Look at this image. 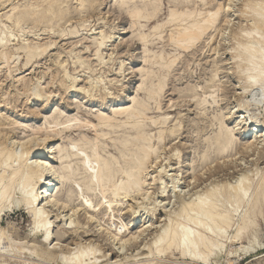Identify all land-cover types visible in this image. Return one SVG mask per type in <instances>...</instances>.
Instances as JSON below:
<instances>
[{
    "label": "bare ground",
    "instance_id": "bare-ground-1",
    "mask_svg": "<svg viewBox=\"0 0 264 264\" xmlns=\"http://www.w3.org/2000/svg\"><path fill=\"white\" fill-rule=\"evenodd\" d=\"M27 1L26 3L21 1L24 3L21 5H14L9 4L11 0H0V8H3L1 9L2 12L4 6L11 7L8 12L0 13V65H4L3 68L8 71V73L6 71V78L12 77L10 66L15 63L13 60L15 61L16 56L23 54L22 67L25 70L31 68L36 59L42 55L44 56L47 51L54 47L52 38L56 34L55 28H60L63 24L66 25L71 21L72 9L70 7L73 6L69 5V0ZM70 1L73 2V0ZM74 1L75 11L79 16L93 11V7L96 6L94 5L95 1L92 0ZM162 1L145 0L137 4L133 0H114V4H112L117 12L128 20L129 29L131 30L128 42H134L142 46V67L137 69L141 81L137 91L144 94L143 99L133 98L132 96L129 106L113 109V112L111 111L112 115H107L104 111V114L102 112L97 114L96 112L97 115L94 114L96 123L87 120L81 121L78 116H76L78 119L71 117V119L67 118L65 120L64 118L68 116L62 118L63 112L55 113V111L50 119L44 120V129L39 127L32 129L29 134L23 135L21 138L10 136L8 133L11 132L5 131L4 128L19 123L8 122L7 118L4 119L3 116H0V223L2 217L7 213L13 210L23 211L30 218L31 228L27 238H30L32 242L30 246L19 249L18 242L16 244L11 241L13 239L10 238L9 229L0 226V255L5 252L4 245L10 244L8 251H6L15 259L21 260L20 264H50L51 262L54 264H101L103 262H110V264H187L185 261H188L189 264H232L231 259L233 256L239 258L240 256L254 254L255 251L264 247L259 236V225L256 222V217L262 216L264 218V170L257 167L253 170L254 175L252 176L250 175L253 172L252 170H245L244 167V169L237 171L236 167L238 165H235L234 170L238 172L235 178L229 176L219 182L217 181V183L212 182L213 184L208 188L203 187V191L195 192L188 199L181 197L183 192L182 190H180L181 193L178 192V188H182V184L184 186L189 168L184 172L173 169L174 173L170 177L168 176L167 180L172 189L170 192L172 206H170L174 207L177 204L179 208L175 207L176 212L172 210V213L175 212L174 214L166 211L167 209L162 210L166 211L164 214L161 213L162 217H160L164 225H162V228L158 225L161 230H156L153 239H151L152 241L150 240L151 242L142 247L146 250V253H144L146 255L141 253L142 256L140 257L145 256L143 260L140 259L141 261L135 259L137 258L136 255L131 256L130 254L131 258L126 257L124 250L129 246L136 245L139 237L150 228L145 224L146 227L143 225L140 228L141 230L138 229L134 233H129L128 229L123 232L126 226L121 224L116 226L113 222L109 226L99 219V215L107 216L108 220L114 218L115 213L121 215V211L124 209L115 207L118 206L115 205L117 201L120 202L122 199L124 203H127L129 201L126 200L127 198L138 201L140 197L148 195L149 187L155 183L161 185L160 196L164 195L169 186L162 183L163 177L161 176L165 171L160 170L159 167V171L153 170L154 176L152 174L151 177L150 174L152 167H154L153 164L159 159L158 146L164 145L166 139L174 138L178 129L175 128L169 131L160 129L157 130L158 132L155 130L157 136H155L156 134L154 136L148 134L150 128L157 129L156 127L167 123L166 116L153 119L149 116L150 111L153 109L152 106L156 111L161 110L160 102L162 100L161 96H163L162 93L164 94L163 90H165V81L173 74L177 65L181 62L182 56L191 58L195 56V53L198 52L205 41L212 40V34L217 33L223 41L228 39L227 50H223L224 53H221L222 56L226 54L229 57L225 60L226 64H224L227 67L226 72L238 76L241 91L253 93L254 102L241 103L237 105L235 111V108L232 110L227 109L225 116H218V125L215 122L218 126L215 125L216 129H218L214 135L212 133L211 138L204 140L205 146L198 153L201 162L199 168L202 170L201 172L209 169V173L206 171L210 174L209 177L214 176V173L218 170L221 172L224 170L225 172L229 171L225 166L228 158L229 160L232 159L231 157L237 148L236 135L249 136L247 141L240 146L245 153L251 151L252 154H256V157L264 153V119L258 121L259 119L256 118L247 120L242 116L236 117L233 121V127L230 128L224 126L223 120L233 119L236 113L240 115L239 111L246 104L248 106L261 104L264 110V0H245L239 5L238 9H236L238 0H228L225 5L216 0H166V4ZM164 5L165 8L162 10ZM236 13H238L236 19L239 23L234 25L231 18ZM27 25L32 30H38L39 28L38 31L34 32L30 30L33 32V39L30 43H26L29 39H24L25 31H27L25 29H28ZM24 26L27 28H24ZM67 30L65 32L68 33L67 35L65 33V36H70L68 39H77L78 44L80 42L79 37L82 35L78 34L79 32L75 27ZM228 30L231 36L228 33L227 36L229 37H224L225 32ZM39 32L42 33L39 34ZM56 32L58 33V31ZM99 33L98 37H91L90 35L86 38L89 40V46L91 47H85L84 50L88 51L91 48L90 52L92 54L90 56L93 57V62L95 61L98 65H101L100 52L106 47L112 36L107 35V32L103 33L102 30ZM43 36H46L45 40L48 41L41 43L38 40ZM156 46H160L159 51H154L155 48H158ZM220 50L215 48L212 51L214 55H219ZM74 51L72 49L70 54L74 55ZM73 58L75 62L73 63V60H71L72 66L79 68L85 63V65L87 64L84 65L86 70H90L89 65H91L90 61L92 60L86 61V63L77 53ZM55 64L58 71L61 70L62 77L58 81L61 89L70 90V93L75 94L83 93L85 98L93 100L94 95L92 93L96 94L95 91L97 92L100 86H98L100 84L98 81L86 82L85 88L80 87L78 89L75 86L76 78H72L66 73L65 66L60 62ZM218 65L216 64L215 68L210 71V77L203 89L213 88L216 81H220L218 73L222 68L220 67L222 64L219 66L220 68L217 67ZM119 67V71L124 68L122 64ZM23 88L27 92L32 91L33 100H44L45 94L39 89V84H36L35 89H33L27 82H23ZM189 92L191 95L195 93L194 89ZM213 94L215 96V93ZM26 95L28 96V94ZM195 95L194 97H196ZM212 95H209V97L212 99V104H214L215 98ZM19 96L17 97L19 98ZM17 97L15 99H18ZM100 97L99 99H102L105 96ZM102 100L97 99L99 102ZM195 101L197 107H203L207 104L206 97ZM45 102L49 104L48 98L45 99ZM92 113L91 115H93ZM218 114L221 115V113ZM117 119H121V121ZM116 120L118 123H114ZM76 126L80 129L86 127L91 129L95 134V138L90 140L82 134L79 139L77 138L78 140L75 139L77 141L72 138L73 140L70 141L68 146H57L55 152L51 147L55 140L63 139L62 133H67ZM258 129H261V131L257 132ZM155 131L153 132L155 133ZM123 135L125 136L123 137ZM153 139L156 143L153 142ZM102 140L111 143L112 147L110 149H116L119 157L110 155L109 158H106L105 156L109 154H104L106 146H104L105 143ZM173 153L170 159L174 157L177 164H180L178 161L180 158L179 151L174 149ZM225 159H227L226 162ZM215 160L222 161L221 167L223 166V169L220 168L219 161L217 163L219 165L213 166L214 168L211 169V165ZM53 163L58 164V166L55 167L52 165ZM208 166L211 167L206 169ZM192 171L195 172V169H192ZM228 173L229 175L232 174ZM149 176L151 178L147 180ZM201 176L203 175L201 174L199 177L201 178ZM233 179L235 180L232 181ZM147 181L151 182L148 183ZM191 181H193V185L199 181V178L193 176L192 180L187 182L188 185ZM59 184L61 188L57 191ZM184 194L188 195L186 192ZM87 202L90 206L87 205ZM129 207L130 204L128 207L126 206L128 212L131 211ZM65 209L70 211L69 218H75L74 220H77V223L75 222L76 226L73 221L66 223L65 227H67L63 228L61 233L64 234L70 230L72 234L79 238V235H86L92 231L93 233L91 235L87 234V237L93 235L98 240L97 245L92 244L91 241L89 242L92 239H89L88 243H80L78 241L82 239L79 238L77 240L78 244L76 242V246L73 244L75 246L73 251L60 252L54 255L56 250L59 249L60 243H53L54 223L51 220H59V211ZM155 209L156 207H152L151 211L154 212ZM78 220L79 222L81 220L87 226L89 232L84 230L85 226L78 224ZM61 233L59 231L56 236L59 241L64 237ZM243 240L246 241V245H242ZM233 244H238L239 247L232 248ZM117 245V251L114 252L113 247ZM22 246H24V243ZM62 247L65 250L66 246L61 245L60 248ZM101 247H105L103 253H101ZM67 250L69 249L67 248ZM109 252H112V256L115 254V257L108 260V255L105 254ZM99 253H101L100 257H98ZM3 255L0 257L1 260H3ZM175 256L183 261L178 262L177 259H174ZM13 257L10 259L13 260ZM99 258L105 260L102 262ZM10 259L9 261H11ZM31 259L35 260L32 261ZM22 260L26 261L23 263ZM9 261L4 264H10Z\"/></svg>",
    "mask_w": 264,
    "mask_h": 264
},
{
    "label": "rangeland",
    "instance_id": "rangeland-1",
    "mask_svg": "<svg viewBox=\"0 0 264 264\" xmlns=\"http://www.w3.org/2000/svg\"><path fill=\"white\" fill-rule=\"evenodd\" d=\"M21 1L24 3L28 2L27 0H11V2L9 4H14V5L24 4ZM92 1H95L94 5H96L95 7H93V11H91L89 13H83L82 15H80L82 18H79L80 16L77 15V13L75 11V9H76L75 8L76 5H74L75 1L73 0V2H74L73 3L72 1L69 0V5L73 6V7H70L72 9V11H71L72 14L70 17L71 21L69 23H67L66 25L63 24V26L60 28H57V27L55 28V33L57 34L58 37L57 36L55 37V35H56L55 34L53 37L54 39L52 38V42H54V47H52L50 51H47L44 54V56L42 55L41 57L36 59V62L33 64L34 66L32 65L31 68L25 70L22 67V64L24 62V57H23V54H20L19 56L15 57V61L13 60V62H15V63L10 66V69H11L10 73H11L12 77L6 78L5 76L8 73V71L6 68H3V67H5L4 65H0V68H1L0 69V116L1 117L3 116L4 119L7 118L8 122L10 121L11 123L12 122L19 123V124H14L12 126L4 127L5 131L7 130V132H11V133H8V134H10V136L12 135L15 138H18V137L21 138V137H23V135L29 134L30 131H32V129H36L38 127L44 129V127H45L44 120L47 118L50 119V116H52L55 111H56L55 113L63 112L62 118L65 116H68V117L64 118L65 120L67 118L71 119V117L78 119V117H79V119L81 121L87 120L90 122L94 121V123H96L95 119H94L95 118L94 114H96V112H97V114H100L101 112H102V114H104L103 113V111H104L105 114L112 115L111 111L113 109L116 110V109H118V107L120 108V107L129 106V102H130V99L132 98V96H133V98L138 97V99L144 98V94L140 91H137L138 90L137 87L139 86L140 81H141L139 74H137V69L142 67V64H141V59H142L141 57L143 55L142 46L138 45L137 43H134V42H132V43L128 42L129 38H130V33H131V30L129 29V23L127 22L128 20L126 18H124L123 15H120L119 12H117L116 8L113 7L112 4H114V0H113V2H112V0H92ZM133 1L137 2V4H139L141 2H144L145 0H133ZM216 1L222 5H225V3L227 4L228 0H216ZM244 1L245 0H240V2H239V0H238V3L236 2V9H238L239 5H241V3ZM162 2H164V4H166L165 3L166 0H163ZM10 8L11 7L4 6L3 12H8L10 10ZM163 8H165V5L162 6V10H163ZM1 9H3V8H0V13H3ZM237 14L238 13L234 14L235 16H233L231 18L232 23L234 25H236V23L237 24L239 23V21L236 19ZM109 26H110V28H109ZM27 27H28V29H25V30H27V31L32 30V29H29V28H31L29 25H27ZM27 27L24 26V28H27ZM73 27L76 28V30L79 32L78 33L79 35H82L81 37H79L80 42L78 44H77V39H68L70 36H65V33H66V35L68 33L65 31L67 29H70ZM38 30H39V28H38ZM38 30L33 29L32 31L34 32V31H38ZM101 30L103 33L107 32L106 34L109 36L111 35L112 38L109 41V43H107L106 47L104 49H102V51L100 52L101 53L100 58L102 60V64L98 65L95 61L93 62V60H92L93 57L90 56L92 54V52H90V50H92V49L90 48V50L85 51L84 48L85 47H91V46H89L90 45L89 40H87L86 38L90 35H91V37H98L100 35L99 32H101ZM27 31H25L26 32L25 34H27V35L24 34V39L25 40L29 39V40H27L26 43H30L31 39H33V32L32 31L27 32ZM56 31H58V33H60V34L58 35V33ZM104 31H106V32H104ZM228 31H226L227 33L225 32L224 37H229V36H227V34L229 33L228 35H230L231 33H230V31L229 32ZM62 32H64V33H62ZM41 33L42 32H39V34H41ZM18 35H21V34H18ZM62 35H64V36H62ZM43 37H45V38H43ZM43 37H40L41 39L39 38L38 41H40L41 43L48 41V40H45L46 36H43ZM84 37H85V39H83ZM66 39H68V40H66ZM221 39H222V37L220 35H217V33L212 34V40L208 39L207 41H205L204 44L201 45V48L198 50V52L195 53L196 54L195 56H192V58L189 56L188 57L186 56L187 58L183 57L184 55L182 56V59L180 60L181 62H179V64L177 65V68L175 69L173 74L167 79L168 81L167 80L165 81V88H164L165 90H163L164 94L162 93L163 96H161L162 100L160 102L161 103V105H160L161 110L156 111L154 109V107L152 106L153 109L150 111V115H149L153 119H157L158 117L166 116L168 124L166 123L165 125L158 126V127H156L157 129L150 128V131L147 132L148 134L154 136L160 129H165L166 131H169L171 129L177 128L179 130V131L177 130V133L174 136V138L172 137V139H171V137H170L168 140L167 139L165 140L164 145L162 144V145H160V147L158 146L159 159L156 161L155 164H153L154 167H152V171L150 170L151 171L150 176L152 174L154 176V171L158 170L160 167V170L165 171V172H163V174L161 176V177H163L162 183L166 184V186H168L169 185L167 182L168 176L170 177V175H172L174 173L172 171L173 169H176L175 171H178V169H179V170H182L184 172V171H186L187 168H189V171L186 174V182H185L184 186L182 184V186H181L182 188H178L179 190L176 189V190H178V192L180 190H182L183 195H181V194L180 195H181V197L183 196L185 199H188L189 196H192V194H194L195 192L197 193L199 191H203L202 189H204V188H208L211 184H213L212 182L217 183V181L219 182L223 178L226 179V177H229V176H230V178H233V176L235 178V176L238 175V174H236V173H238L237 171L239 169H242V168L244 169V167H245V170L247 169L248 171H249V169L253 171L256 167L260 170H264V153L261 154L260 156H257V157H256V154H252L251 151L245 153L240 146H242V144H244L247 141L249 136H247V135L244 136L242 134L236 135L237 148L234 151L235 153H233L234 155L231 157L232 159H230L231 162H229L230 161L229 158H228V160L227 159L224 160L225 162H226V160L228 161V162H226L227 165L225 167H227V169L229 171L225 172V170H224L223 171L225 173L224 174L223 172L218 170L215 172L216 175L214 173V176L209 177V175H210V174H208L209 169H207V168L212 166L211 167V169H212L216 165H219V164H220L219 165L220 168H222L223 166L221 167V165H222L221 160H215V162H213V164L211 166L206 167L207 170L203 169V170H206L208 172V173H206V171H203L206 174L201 172L202 170H200V168H199V167H201V162L199 161V156H198L199 154L198 153L201 152V150H203V148L205 146L204 140L207 138H211L214 135L215 131L218 129V128L216 129V126L218 125V120H217L218 116H220V117L225 116L227 109L232 110L235 108L234 109V111H235L238 107L237 105H240L241 103L254 102L253 93L250 94L249 92H242L241 91L240 84L238 83L239 82L238 76L235 74H233V75L228 74L226 72L227 67L224 66V64H226L225 60L228 59L229 57H227L226 54L222 56L221 53H224L223 50L224 51L227 50L226 48L228 46L226 47V44H228V42H227L228 39L226 38L227 40H224V41ZM20 41H21V38H20ZM156 47H158V48H155L154 51L155 50L159 51L160 46H156ZM215 48L217 50L221 49L219 51V55H217V54L214 55L212 50ZM70 49L71 50L74 49L75 50L74 53L75 54L77 53V55L80 56V58L82 60H84V62H86V61L89 62L90 60H92V61H90L91 65H89L90 70H86L85 66L87 64L85 65V63H84L85 66L83 65L82 67H79V68H76V66H72V64L75 62V60L73 58V56L75 54L72 52V54H74V55H71ZM68 51H69V53L67 54ZM80 54L81 55L83 54V55L81 56ZM219 56H221V57L218 58ZM17 57H18V59H17ZM71 60H73V63ZM57 62H60L61 64H63L65 66L66 73H68L69 76H71L72 78H76L77 82L75 83V86L78 89L80 87L85 88L84 85L86 82L92 83V82L98 81V83H100V84H98V86L99 85L100 86H99L97 92L95 91L96 94H94V92L92 93L94 95L93 96L94 98L92 97L93 100L91 98L90 99L85 98V95L83 93H76V94L70 93L71 92L70 90L65 91L59 87L58 81H60L62 76H61V70L58 71V68L56 67L57 65L55 63H57ZM121 64L124 68H123V70L119 71V68H120L119 66H121ZM216 64L217 65L219 64L217 67H219L221 64L224 66L223 67L221 65L220 67H222V68L219 67L220 71L218 73V78L220 79V81H216L215 86L213 88L203 89V88H205V85H206V83L210 77V74H211L210 71L215 68ZM77 67H78V65H77ZM23 69L25 70V72H23L24 71ZM54 69H56V70H54ZM6 71H7V73H6ZM22 80H23V82H27V84L31 85V87H33V89H35L36 84H39V87H40L39 89H41L45 94V96L43 98L44 100H42V101L41 100L40 101L33 100V97L31 96L32 91L31 92L25 91V89L23 88ZM37 80H39V81H37ZM216 84L218 85V88H219L218 90H217ZM20 88H22V89H20ZM192 89H194V91H195V93L193 95H191L189 92ZM214 89L217 91H215ZM22 92H25L26 94H28V96L25 93L23 94ZM63 93H66V94H63ZM102 93H103V95H102ZM213 93H215L216 97L214 96ZM18 94L21 96H19ZM194 95L196 97H194ZM209 95H212L213 98H215L214 104H212V99L209 97ZM17 96H19V98ZM16 97L18 99H15ZM99 97L100 98L104 97V98H102L103 99L102 100V99H99ZM203 97L207 98V104L204 105L203 107L202 106L197 107L195 105V103H196L195 100H198V99L203 98ZM4 98H6V99L4 100ZM25 98H27V99H25ZM47 98H48L49 104H46V102H45V99H47ZM97 99L102 100L105 103H103L102 101L99 102V101H97ZM94 101H97V102H94ZM2 102H4V103H2ZM5 103H6V105H4ZM7 105H8V108H7ZM75 105L79 108V110ZM78 105H80V106H78ZM153 110H154V112H153ZM82 111H84V112H82ZM85 112H87V113H85ZM92 112H95V113H92ZM239 112H240V115H239V113H236V116H234L233 119H231V120L223 119L224 120V126L227 128L233 127V125H234L233 121L235 120L234 118L241 117V116L245 117V119L247 118V120L249 118H256V119H259L258 121H262L264 119V110H263L261 104L257 105V106H255V105L254 106L253 105L248 106L246 104L241 108V110ZM91 113L93 115H91ZM218 113H221V115ZM87 114H90V115H87ZM216 114H217V116H216ZM213 115L216 119L213 117ZM76 116H78V117H76ZM117 120L121 121V119H117ZM117 120L114 123H118ZM61 121H64V120H61ZM215 122L217 123V125ZM170 127H172V128H170ZM73 128L70 129L67 133L66 132L62 133L63 139L59 138L57 141L55 140V142L51 145V147L53 148V150H55V152H56L55 148L57 146L58 147L64 146V145L68 146L71 140H73V139L75 140L77 138L79 139L80 138L79 136H82V134H84L86 136V138L90 139V140H93L95 138L94 132L91 129H88L87 127L80 129V128H77V126H76L74 129ZM155 130L156 131L158 130V131L156 132ZM153 131H155V133ZM260 131H261V129L257 130V132H260ZM125 132H127V131H125ZM125 132H122V133H125ZM77 133H80V134L76 135ZM212 133H213V135H212ZM125 135H127V134H125ZM125 135H123V137ZM155 136H157V134ZM68 137H70V138H68ZM67 138H68V140H67ZM77 140H75V141H77ZM153 140H154L153 142L156 143L155 139H153ZM102 141L105 143L104 146H106V148H104V154L105 155L109 154V155L105 156L106 158H109L110 155H112L114 157H119L116 149L115 150H114V148L110 149L112 147L111 143H109L107 140H102ZM66 142H68V143H66ZM198 147L200 149H196ZM174 149L178 150L180 153V155H179L180 158L178 160L180 162V164H177L176 158L173 157L170 159V156L174 154L173 153ZM166 160H167V162H165ZM217 163H219V164H217ZM228 163H230V164H228ZM239 163H242V164L239 165ZM52 165H54L55 167L58 166V164H55V163H53ZM235 165L236 166L238 165V166L236 167ZM230 166H231V168H230ZM179 167H182V168H179ZM234 167H236L237 171L234 170ZM196 168H198V169H196ZM192 169H195L196 173L194 171H192ZM197 170H199V171H197ZM228 172H230V174L231 173L232 174L229 175ZM201 174L204 177L201 176V178H200L199 176ZM226 175H228V176H226ZM250 175L253 176L254 171L252 173H250ZM150 176L147 177V180L152 177V176L151 177ZM193 176L196 178L198 177L199 181H197L193 185H192L193 181H191V183L188 185L187 182L192 180ZM255 179H256V177H255ZM234 180L235 179H233L232 181H234ZM147 182L150 183L151 181H147ZM60 188H61V186L59 184L57 186V191ZM149 188H150V190L147 193L148 195H145L144 197H140L144 200L139 198L138 201L137 200L132 201L131 199L127 198L126 200H129L128 202L126 201L127 203H124V200H122V199H121L122 201L120 200V202L117 201L115 205H118V206H115V207L118 209H124L123 211H121L122 212L121 215H119V214L116 215V213H115V217L111 218L109 220H108L107 216L99 215L100 221L103 222L104 224L111 226V223L113 222L114 225H116V226H118L119 224L126 226V228H125V230H123V232L126 231V229H128L129 233L130 232L134 233L138 229H140L141 226H143V225H144V227L148 226L150 228V229H147L148 231L145 232V234H143L141 237H139L136 245L129 246V247L125 248V250H124V253H126V257H130V254H131V256L136 255L137 258H135V259H139L138 261H141L140 259L143 260L145 257V256L140 257V256H142L141 253L143 255H146V254H144V253H146V250L144 248L142 249V247H145V245H147L149 242H151L152 241L151 239H153V236H154V233L156 232V230L157 231L161 230L162 225H164L163 222L160 220V217H162L161 213L164 214V213H166V211H170L172 213V210H175V212H176V208L178 207L177 204L174 205V207H171L172 206V204H171L172 199L170 198L171 197L170 192L172 189H171L170 185L167 187L163 196H160L161 195L160 194L161 185H159V183L158 184L155 183L153 186H150ZM184 191L188 195L184 194L185 193ZM180 193H181V191H180ZM185 195H186V197H185ZM146 198H147V200H146ZM128 203L130 204L129 209L131 208L130 212H128V210L126 209V206L127 207L129 206ZM157 203L160 205H158ZM87 205L90 206L88 202H87ZM91 206H93V205H91ZM152 207H156V209H155L156 211L155 210H154V212L151 211ZM138 208H140V209H138ZM162 210H166V211L164 212ZM177 210H179V209H177ZM59 212H60L59 213L60 214V219H59L60 222L58 223L59 220H57V221H55L54 219L51 220V222L54 223L53 224V234H52L53 239H54L53 243L54 244L60 243L59 249L56 250L54 255H56L57 253H60V252L66 253V251H68V252H70L71 250L73 251V248L75 249V246H76L75 242L77 244H78V242L88 243V240L92 239V240H89V242L91 241L92 244L94 243V245H97L98 240L96 238H94L93 235H92V237H87L88 233L86 235H82V236L79 235L80 240L81 239L82 240L78 241V242H77V240H79L78 236H75L74 234H72L71 233L72 231L69 230L68 231L69 233L68 232H65L64 234L61 233L63 231L62 229L67 227V226L65 227L66 223L68 224L69 222L73 221L75 224V222L77 223V220H74L75 218L74 219L69 218V215H70L69 212L70 211H68L67 209L61 210ZM175 212L173 211L172 214H174ZM67 219H70V220H67ZM78 222H79V220H78ZM256 222L259 225L260 240L264 245V218L262 216H258V217H256ZM80 223H82L81 220L78 224L81 226L82 225L85 226L83 223L82 224H80ZM145 224H146V226H145ZM158 225H160L161 228H160V226L158 227ZM0 226H2L3 228L9 229L10 238L13 239L11 241L13 243H16V244L18 242L19 249H21L22 247L30 246V243L32 244V242L30 241L31 239L27 238V236L30 233V228H31L30 218L23 211L13 210L12 212L7 213L6 215H4L2 217V221L0 223ZM75 226H76V224H75ZM86 227L87 226L84 227V230H87V232H89ZM79 228H80V226H79ZM59 231L64 236L60 241L58 240V237L56 239V236L59 233ZM92 233L93 232L91 231V232H89L88 235H91ZM76 238H78V239H76ZM75 239H76V241H75ZM56 240H58V241H56ZM83 240H85L87 242H85V241L83 242ZM142 241H143V243H141ZM23 243H24V246H22ZM246 244H247L246 241L243 240L242 245H246ZM9 245L10 244L4 245L5 252L0 255V257H1L4 254L2 257L3 260L0 259V264H4V263L8 262L9 259L13 257L9 252H7L9 249ZM61 245L66 246L65 250L63 247H62L63 249L60 248ZM238 247H239L238 244L232 245V248H238ZM67 248L69 250H67ZM113 248H114V252L117 251L116 249L118 248V245L113 247ZM101 249H102L101 253H103L105 247L104 248L101 247ZM101 253L98 254V257L101 256ZM137 254H140V255L138 256ZM105 255L106 256L108 255L107 256L108 260L115 257V254L112 256V252L111 253L109 252ZM178 258H179L178 256H175L174 259H177L178 262L183 261V260L178 259ZM4 259H5V261H4ZM10 260H11V261H9L10 264H20V262H21V260L15 259L14 257H13L14 261L12 259H10ZM31 260L34 261L35 259H31ZM101 260L103 262L105 259L103 260V258H102V259H100V261ZM25 261L26 260H24V261L22 260L23 263ZM27 261H29V260H27ZM172 261H174V260H172ZM231 261H232V264H264V247L262 249L255 251L254 254H249V255L243 256V257L240 256L239 258H237V256H233ZM103 263L104 264H110V262H108V263L103 262ZM103 263H101V264H103ZM185 263L189 264L188 261H185ZM50 264H54V263L51 262ZM224 264H226V263H224Z\"/></svg>",
    "mask_w": 264,
    "mask_h": 264
}]
</instances>
